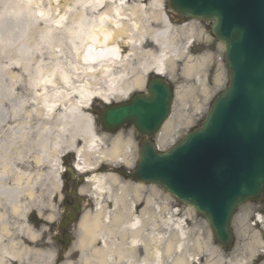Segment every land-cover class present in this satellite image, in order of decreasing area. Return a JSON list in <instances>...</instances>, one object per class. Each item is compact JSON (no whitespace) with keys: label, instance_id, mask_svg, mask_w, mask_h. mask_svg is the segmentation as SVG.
<instances>
[{"label":"bare ground","instance_id":"6f19581e","mask_svg":"<svg viewBox=\"0 0 264 264\" xmlns=\"http://www.w3.org/2000/svg\"><path fill=\"white\" fill-rule=\"evenodd\" d=\"M74 1L75 10H67L64 21L55 19V13L51 16L36 8L39 0H0V55L6 59L3 68L7 69L24 68L35 56L54 57V61L63 62L45 68V73L44 66L36 62L35 67L40 69L36 78L43 86L44 96L39 111L42 122L36 127L37 162L51 169L40 178L53 174L58 189L61 158L66 152L76 154L75 171L88 173L86 189L95 203L93 213L83 217L84 264H198L201 256L206 258L205 264H225L226 257L230 260L234 257L235 264H247L249 261L243 255L226 256L212 245L211 238L202 242L195 235L197 226L190 225L191 219H183L178 208L171 211L172 206L146 196L144 192L149 187L145 185L155 184H133L111 170H103L101 165L108 167V163L132 164L136 150L133 134L127 136L122 130L117 134L102 132L92 115L85 111L96 98L110 103L127 99L135 90H143L152 72L170 79L176 77L175 66L183 59H187L185 74L189 80L198 79L207 92L202 79L205 59L197 60L192 55L196 30L200 32L197 23L174 24L163 0ZM40 26L46 29L39 35L44 46L31 42V39L35 41V35L29 34L31 28ZM62 38L65 44L58 41ZM120 41H123L122 55ZM193 91L192 109L198 110L201 106L195 96L197 88ZM16 103L11 92L1 95L0 264L19 256V242L11 238V223L20 232L32 233L26 222L27 211L18 198L24 190L23 183L29 188L40 179L32 173L23 174L15 166L26 163L25 155L17 152L25 131ZM183 104L186 105L184 101ZM189 120V114L181 107L157 135L158 147L168 144L178 123ZM15 147L16 152L12 151ZM14 175L15 186L10 185ZM151 189L159 195V191ZM27 197L34 199L35 193L30 191ZM250 208V204L244 207L248 215ZM192 209L189 217L193 215ZM10 212L14 220L9 219ZM247 220H244L246 225ZM258 220L256 226L264 231V215H258ZM260 231L245 244L250 255L262 244ZM5 236L10 237L8 244H3ZM96 242L100 247L95 246ZM207 243L212 248L210 252H205ZM201 251L205 253L200 255Z\"/></svg>","mask_w":264,"mask_h":264},{"label":"water","instance_id":"95a60500","mask_svg":"<svg viewBox=\"0 0 264 264\" xmlns=\"http://www.w3.org/2000/svg\"><path fill=\"white\" fill-rule=\"evenodd\" d=\"M168 7L185 18L212 21L226 49L228 86L200 126L165 152L152 141L174 98L162 77L147 84L148 94L107 105L99 121L107 132L132 125L141 140L135 170L115 172L156 184L192 206L208 220L216 243L230 246L238 208L264 192V0H168Z\"/></svg>","mask_w":264,"mask_h":264},{"label":"rangeland","instance_id":"374dc122","mask_svg":"<svg viewBox=\"0 0 264 264\" xmlns=\"http://www.w3.org/2000/svg\"><path fill=\"white\" fill-rule=\"evenodd\" d=\"M68 2V4H67ZM69 2L72 4L69 5ZM167 0H163V5L166 7ZM75 1L74 0H39V5L36 6L39 7V9H43L45 12H49V15L52 16V13L56 14L55 19L64 20L67 19L68 15L63 16L67 10L73 9L75 10ZM167 8V7H166ZM62 12V13H61ZM41 13V11H40ZM60 15L58 16V14ZM170 16H172L173 23L177 26L185 25L186 22L194 21L197 23V26L200 30H196V42L193 46V52L192 55H194L195 59H205L206 66H203V80L207 85L208 91L204 92V88L200 85L198 79L195 80H189V77L185 74V67L187 65V59H183L182 61L178 62L175 66V73L176 77L172 78L171 81L172 84H174L176 89V95L175 100L173 103V109L171 116L177 112L178 110L183 107L187 115L189 114L190 120L188 122H182L178 123L176 127V132H174V135L171 137V140L168 142V144L165 147L160 148L161 150H167L173 145H175L179 139H181L186 133H188L191 128L197 127L200 123V121L205 117V114L209 110L210 104L213 101V99L219 94L221 90H223L229 81L228 76V70L225 67V55H224V46L222 43L218 42L217 39L212 35L211 33V23L205 22L197 19H187L182 18L179 15L174 14L172 11H167ZM186 20V21H185ZM46 29H44L42 26L38 28H31L29 30V34L35 35V41L31 39V42L35 43L39 46H44V41L41 40L40 36L43 32H45ZM60 36H63L62 32H57ZM59 42H63L62 39H58ZM57 41V42H58ZM64 43V42H63ZM121 46L123 47V41L120 42ZM65 44V43H64ZM120 46V47H121ZM54 57H49L48 59L43 57H33L31 58V61L28 64H24V68H9L7 69L6 66L3 68V65H6V59H4L0 55V109L1 107V95L5 93V91H9L12 93V97L14 101H17L16 104L19 105V109L21 111V122L23 123V130L25 131V136L23 137L22 144L19 145L18 151L19 154L25 155L26 163H15L16 168L21 169V172L23 174H34L33 176H40L43 173H48L51 171V169L48 167V165L42 164L37 162L38 159V152L36 149V144L38 143L37 139V133H36V127L38 122H42V119L40 117L41 112H39L43 105V93H42V87L40 82L37 80V72L40 70L39 67L36 65V62H38L40 65L44 66L43 72L45 73V68H49L53 64L59 62L62 64L58 59L56 61L53 60ZM71 61L73 62V58H71ZM11 64V61H10ZM37 71V72H36ZM154 75V73H150L149 75ZM18 77V80H17ZM57 75L53 78L55 81ZM168 77V76H166ZM197 88L198 94L195 96L198 99V106H201L198 110L192 109V93L194 92V88ZM106 90V88H103ZM137 91H146V85L143 90H135ZM196 92V93H197ZM186 94V95H185ZM124 100V99H123ZM122 99L115 100L114 102H121ZM188 100V102H187ZM183 101L186 103L184 106ZM11 103V102H10ZM12 104V103H11ZM105 103L99 98L94 99L92 103V108L94 109V114L99 115L101 111L103 110ZM35 110H38V113H36ZM87 113L92 114L90 109L85 110ZM170 116V117H171ZM170 119V118H169ZM168 119V120H169ZM122 131L125 132V135H129L131 132L134 133L133 128L125 127L122 129ZM156 141V139H155ZM157 143V141H156ZM17 148H13L12 151L16 152ZM66 148L63 149V153L65 152ZM133 153V152H132ZM53 154V153H52ZM132 164L129 166L130 168H134L136 164V160L138 158V146L136 144V150L135 154L133 153L132 156ZM65 167V166H64ZM64 167L61 165V170L64 173ZM48 178H40L38 181H36L32 187H26L25 183H23L21 186L22 190L21 194L19 195V204H23L24 210L27 211V219L33 217L37 219H41V217H44L46 215L50 214V217L56 216L59 211L57 209V203L58 201L54 200L55 195L60 194V190L58 187H56V182L54 181V175L49 173L47 175ZM122 177V176H121ZM123 181H126L123 177L121 178ZM15 175L12 177L10 185L15 183ZM133 184H137L133 181H128ZM145 185V184H143ZM146 187H149L148 190L144 192L146 196H151L155 198V201L158 203H166L171 208V211L178 208L181 212L180 216L183 219H191L192 223L190 225H196L197 229L195 230V235L201 237L202 242L209 241V231L207 226V221L204 220L205 218L198 215L194 209H192L193 215L192 217H189V206H186L182 204L180 201L176 200L174 197H172L169 193H166L161 188L155 185H145ZM151 188L156 189L159 191V195H157L154 190ZM32 191L35 193V202H33L34 199H28V192ZM58 197V196H57ZM18 201H16L17 203ZM250 204L251 208L249 209V215L248 211L244 212V207L246 205ZM94 211L93 208L89 209L87 213L92 214ZM9 214V219L14 220L15 216ZM258 214L264 215V197L262 201L260 202H249L241 206L234 218V229L236 231V239L237 243L234 249V252L232 255L236 254L237 258H241V255L244 257H247L245 260L249 261L247 264H252L253 260L258 257H262L260 255L261 250L263 248V244L261 246H258L257 250L253 253V255H250L249 250H245V244L247 245L248 242L251 241L252 237H254V234L256 231H260L259 228L256 226V219ZM248 219V225L245 224L244 220ZM190 220V221H191ZM11 238H14L15 240L22 239L23 237L20 236L18 233H21L20 230H17L15 228V224L11 223ZM14 227V228H13ZM263 231V230H262ZM260 231V235L261 232ZM208 232V233H207ZM13 233V234H12ZM10 237L7 239L9 240ZM262 238V235L260 236ZM213 240V239H212ZM253 241V240H252ZM213 245V243H212ZM210 249L212 248L210 246H207L205 248V252H210ZM243 254L241 253V251ZM202 252L200 255H203ZM194 254V253H193ZM197 254V253H195ZM230 255V257L232 256ZM228 256V255H226ZM212 258V256H211ZM209 259V256H208ZM264 260V259H263ZM225 264H235L234 262L236 259L234 257L230 260L229 257H226ZM239 264H242L239 263ZM264 264V263H263Z\"/></svg>","mask_w":264,"mask_h":264},{"label":"flooded vegetation","instance_id":"af4514ba","mask_svg":"<svg viewBox=\"0 0 264 264\" xmlns=\"http://www.w3.org/2000/svg\"><path fill=\"white\" fill-rule=\"evenodd\" d=\"M75 161L76 157L70 153L62 160L67 171L62 176L61 193L53 197L58 201L59 213L54 217L49 214L41 219H26L32 233L19 234L23 237L18 240L19 256L8 260L7 264H84V239L81 240L83 217L93 208L94 201L89 189H86L88 173L75 171ZM101 168L105 171L111 169ZM235 245L226 248L215 243V247L226 255L232 254ZM95 246L100 247V243L96 242ZM205 259L201 257L199 264H205Z\"/></svg>","mask_w":264,"mask_h":264}]
</instances>
